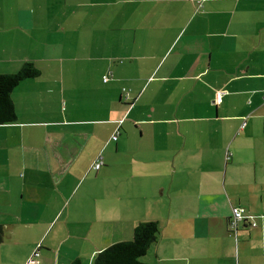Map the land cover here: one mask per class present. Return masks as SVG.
Returning a JSON list of instances; mask_svg holds the SVG:
<instances>
[{"label": "crops", "instance_id": "obj_1", "mask_svg": "<svg viewBox=\"0 0 264 264\" xmlns=\"http://www.w3.org/2000/svg\"><path fill=\"white\" fill-rule=\"evenodd\" d=\"M27 61L0 264H93L148 220L145 262L264 264V0H0V73Z\"/></svg>", "mask_w": 264, "mask_h": 264}, {"label": "trees", "instance_id": "obj_2", "mask_svg": "<svg viewBox=\"0 0 264 264\" xmlns=\"http://www.w3.org/2000/svg\"><path fill=\"white\" fill-rule=\"evenodd\" d=\"M40 74V69L32 61L25 62L16 72L0 73V125L13 123L17 120L16 107L12 97L14 89L20 83L36 78ZM110 77V73H107L103 76V80L107 82ZM122 94L126 100H129L131 89L122 87ZM116 132L120 134V127L117 128ZM112 139L117 140L118 136L116 139L112 136ZM233 206L243 208L245 213L251 215L254 219V216L249 214L245 207L241 205ZM252 218L243 219L242 222L253 225L255 221ZM160 233L161 226L157 220L139 222L134 228V236L131 240L119 241L102 249L94 256L93 264H152L145 262L144 256L151 245L158 241ZM4 238L5 228L3 224H0V243ZM71 264H82V262L76 259Z\"/></svg>", "mask_w": 264, "mask_h": 264}, {"label": "built area", "instance_id": "obj_3", "mask_svg": "<svg viewBox=\"0 0 264 264\" xmlns=\"http://www.w3.org/2000/svg\"><path fill=\"white\" fill-rule=\"evenodd\" d=\"M107 80V78H105ZM119 132H116L114 135H113V138H117ZM104 161H103V157L100 155L97 157V159H95L92 167L96 170L100 169L101 166L103 165ZM231 221H230V227L233 229V230H237L238 229V226L240 224V222L243 221V219H246V218H252L251 215H247L245 213V210L241 207H237V206H232L231 207ZM253 219V218H252ZM35 256L37 257L38 256V252H34L33 255L29 258L28 260V263L27 264H39L38 260L35 258Z\"/></svg>", "mask_w": 264, "mask_h": 264}, {"label": "rangeland", "instance_id": "obj_4", "mask_svg": "<svg viewBox=\"0 0 264 264\" xmlns=\"http://www.w3.org/2000/svg\"><path fill=\"white\" fill-rule=\"evenodd\" d=\"M38 250H39V249L37 248V250H36V251L38 252ZM36 251H35V252H36ZM38 255H39V252H38Z\"/></svg>", "mask_w": 264, "mask_h": 264}]
</instances>
